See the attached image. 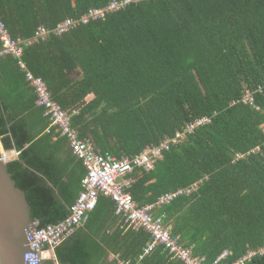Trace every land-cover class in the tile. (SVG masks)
Wrapping results in <instances>:
<instances>
[{"label":"trees","instance_id":"obj_1","mask_svg":"<svg viewBox=\"0 0 264 264\" xmlns=\"http://www.w3.org/2000/svg\"><path fill=\"white\" fill-rule=\"evenodd\" d=\"M66 20L76 24L56 34ZM0 23L22 41L50 31L24 45L22 60L103 155L133 157L210 118L154 171L135 170L127 192L146 205L191 187L159 215L205 264L225 251L234 263L264 246V149L236 159L263 141L264 0H0ZM247 91L256 93L253 105L243 102ZM49 125L18 60L0 56V142L20 153L6 165L39 228L70 215L86 174L72 152L59 160L67 139L46 133ZM117 217L115 203L100 196L87 224L56 248L58 263L118 264L106 260L111 252L128 264H181L162 247L139 261L150 236L120 217L121 228L102 232ZM244 264H264V256Z\"/></svg>","mask_w":264,"mask_h":264},{"label":"built area","instance_id":"obj_2","mask_svg":"<svg viewBox=\"0 0 264 264\" xmlns=\"http://www.w3.org/2000/svg\"><path fill=\"white\" fill-rule=\"evenodd\" d=\"M130 2V0H127ZM116 4H112L106 10L94 9L89 11L82 18L83 24H88L90 20L103 18L107 10H114ZM74 21L66 20L58 25L55 33L61 35L74 27ZM50 31L40 28L33 40L22 41L14 39L3 23H0V41L2 50L0 56H13L18 60V66L26 74V79L36 96V107L43 109L44 116L48 119L51 129L60 136L67 139V143L73 156L79 160L86 170V174L81 181V191L76 202L70 210V215L55 225H48L39 228V222L34 221L27 232V240L32 253L24 255L25 264H43L45 260H52L54 264H59L55 250L67 238L75 233L77 229L83 227L88 221L90 214L96 209L100 196H106L115 203V215L120 217L124 223L135 231L143 230L150 236V241L143 249L139 260L150 256L159 247L169 255L175 256L181 264H205V258L195 257L191 248H186L180 242V238L172 234L171 227L166 225L165 217L159 215L160 208H163L181 196L189 194L190 188L179 189L175 192L166 193L161 196L156 203L139 205L127 192L133 180L130 176L135 170H145L152 172L157 163L162 159L163 154L169 151L172 145H177L183 138L194 134L195 130L201 126L211 123V119L203 117L188 124L183 133L177 134V139H166L159 145L149 146L140 154L133 157H122L117 159L108 154H101L92 142L81 139L79 133L72 126V117L75 114L68 113L53 100L51 92L46 82L28 71L26 63L22 60L24 45H31L33 42L44 40ZM262 86L257 92H262ZM254 92L247 91L243 102L247 105L254 104ZM182 134V135H181ZM262 144L246 154H237L236 159H244L251 155L258 154L264 149V128L262 129ZM19 152L16 150L6 152L0 147V161L7 164L12 159H17ZM197 187V186H193ZM230 253L223 252L212 264H244L256 256H264V246L256 250H251L243 258L234 263H227ZM128 264V263H126Z\"/></svg>","mask_w":264,"mask_h":264},{"label":"water","instance_id":"obj_3","mask_svg":"<svg viewBox=\"0 0 264 264\" xmlns=\"http://www.w3.org/2000/svg\"><path fill=\"white\" fill-rule=\"evenodd\" d=\"M33 222L25 192L0 161V264H25L24 255L32 253L27 232Z\"/></svg>","mask_w":264,"mask_h":264},{"label":"crops","instance_id":"obj_4","mask_svg":"<svg viewBox=\"0 0 264 264\" xmlns=\"http://www.w3.org/2000/svg\"><path fill=\"white\" fill-rule=\"evenodd\" d=\"M45 117V116H44ZM50 126V125H49ZM48 130V129H47ZM47 130H46V133H47ZM64 141V140H63ZM0 147L1 149L4 150L3 146H2V143L0 142ZM5 151V150H4ZM69 152H71L70 150V147L68 145V143L66 142L64 147H63V150L60 152H58L59 154V160L62 159V160H67V157L69 155ZM73 155V154H72ZM13 160V159H12ZM55 160V159H54ZM116 216V215H115ZM117 217V216H116ZM124 223V222H123ZM87 224V223H86ZM85 224V225H86ZM125 224V223H124ZM84 225V226H85ZM122 227V220L118 217L114 220L113 218L109 219V221L106 223V227L102 230V232H104L105 230L108 232V233H112L113 231L119 229ZM106 260L108 262H111V261H118V264H126V263H123V260H120L119 259V256L117 255H114L112 254L111 252L109 253V256L106 258ZM140 261V260H139ZM97 262V260H96ZM98 263H101V264H104L105 262L103 260H99Z\"/></svg>","mask_w":264,"mask_h":264},{"label":"rangeland","instance_id":"obj_5","mask_svg":"<svg viewBox=\"0 0 264 264\" xmlns=\"http://www.w3.org/2000/svg\"><path fill=\"white\" fill-rule=\"evenodd\" d=\"M182 133H183V132H182ZM177 134H178V133H176V135H175L174 137H171V139H172V140H174L175 138L177 139V137H176ZM181 135H182V134H181ZM183 139H185V138H183ZM177 141H179V139H177Z\"/></svg>","mask_w":264,"mask_h":264}]
</instances>
